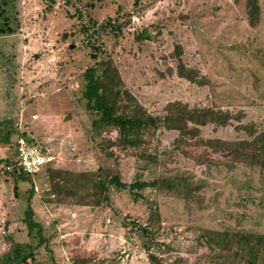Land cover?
I'll use <instances>...</instances> for the list:
<instances>
[{
  "label": "rangeland",
  "instance_id": "obj_1",
  "mask_svg": "<svg viewBox=\"0 0 264 264\" xmlns=\"http://www.w3.org/2000/svg\"><path fill=\"white\" fill-rule=\"evenodd\" d=\"M12 5V31H0V118L11 120L34 145L48 150L53 168L79 172L110 167L125 182L187 173L203 183L198 200L184 201L146 187L136 198L112 190L109 205L92 206L77 196L50 193L43 172L29 183L17 181L14 191V181L1 172L0 163V254L9 246L7 238L35 243L22 222L31 187L33 219L50 236L47 244L55 264H71L79 257L154 264L136 238H124L120 225L123 217L144 223L148 207L156 208L159 219L155 239L161 246L151 248L157 264H245L246 249L239 244L220 251L201 236L206 230L225 229L264 234V176L242 163L226 169L196 161L193 157L206 148L191 139L175 146L176 131L164 128L146 135L147 152L157 156L156 163L145 164L135 151L115 144L101 149L116 131L91 125L95 114L85 108L80 93L81 73L94 61L81 35L72 32L75 23L86 20L85 13L100 22L117 11L129 12L130 23L120 37H100L123 86L153 114L172 100L226 111L231 118L225 125L198 126L196 137L229 141L250 139V133L264 129L261 17L248 23L245 0H12ZM141 28L150 29L151 38L138 42L131 33ZM174 45L179 60L195 70L196 79L203 76V83L176 75ZM15 138L13 133L11 140ZM210 158L223 160L217 152H210ZM258 249L264 250V243L252 247ZM35 251L37 263L45 264L48 253L42 246Z\"/></svg>",
  "mask_w": 264,
  "mask_h": 264
},
{
  "label": "trees",
  "instance_id": "obj_2",
  "mask_svg": "<svg viewBox=\"0 0 264 264\" xmlns=\"http://www.w3.org/2000/svg\"><path fill=\"white\" fill-rule=\"evenodd\" d=\"M77 1L79 0H65L69 4ZM12 6V0H0V31L2 32L11 33L12 31L9 26L10 20L13 19ZM245 6L249 24L252 25L260 17L264 23V0H261V5L257 3V0H245ZM84 15H87L86 20L75 23L72 33L77 32L81 35L82 44L89 49L88 57L94 62L81 73L83 84L80 95L84 99L85 108L95 114L91 125L98 130L113 128L116 131L115 138L107 140L104 145H101V149L104 150L108 145L115 144L123 150L135 151L137 159L142 160L145 164L156 163L157 156L147 152L146 135H153L156 129L164 128L176 131L173 138L175 146L191 139L193 144L206 148L199 153L200 155L193 157L196 161L207 165L221 164L226 169H231L233 163H242L248 167H255L264 176V129L250 133L252 136L250 139L225 141L216 137L201 138L196 137L198 126L208 123L223 126L231 116L219 108L189 107L180 100L166 102L159 114L148 112L123 86L113 60L102 49L103 44L100 40V37L106 33H110L115 39L120 37L124 28L130 23V13L117 11L113 16L105 17L100 22L91 19L88 13ZM78 16L81 19L80 13ZM131 35L138 42L151 38L148 28L136 29ZM171 55L178 59L174 68L178 77L190 82L203 83V76L196 79L195 70L186 67L179 60L178 45H174ZM13 133L16 134V137H22L26 143L33 145L35 143L26 137L24 131L16 129L11 120L0 118V148L3 149V156L0 158L1 172L12 178L15 191L17 181L29 183L31 179L16 165L15 142L11 140ZM210 152L220 153L223 160L210 158ZM105 155L112 158L114 163L116 162L111 152L105 151ZM42 172L47 178L50 193L62 192L66 199L77 196L87 200L92 206L109 205V192L112 190L125 191L136 198L140 196L137 191L146 187L164 193H172L184 201L198 200V190L203 183L200 180H193L187 173H173L150 180L135 179L125 182L113 168L101 166L94 170L73 172L46 165ZM27 191L22 222L25 225L26 235L35 243H22L7 238L9 246L0 254V264H39L34 258L35 249L39 246H42L48 253L45 264H55L47 244L50 236H44L41 224L33 219L31 187ZM70 203L80 204L74 201ZM120 225L123 227L124 238L126 240L136 238L139 241V247L146 253L147 259L151 263L157 264V258L151 253L152 247L159 248L161 246V242L155 239L159 228L156 208L148 207L146 221L142 224L123 217L120 219ZM201 237L208 247H216L220 251H230L232 245L237 243L246 249L245 264H264V250H260L261 248L256 251L252 250L253 246L261 247L264 243V234L262 233L242 229L206 230ZM108 262L106 259L79 257L73 258L70 263L108 264ZM110 262L113 263V260L111 259Z\"/></svg>",
  "mask_w": 264,
  "mask_h": 264
},
{
  "label": "built area",
  "instance_id": "obj_3",
  "mask_svg": "<svg viewBox=\"0 0 264 264\" xmlns=\"http://www.w3.org/2000/svg\"><path fill=\"white\" fill-rule=\"evenodd\" d=\"M14 142L16 165L26 172L31 180L42 172L44 166L51 165L53 156L48 150L26 143L22 137H16ZM33 188L35 189V186Z\"/></svg>",
  "mask_w": 264,
  "mask_h": 264
}]
</instances>
